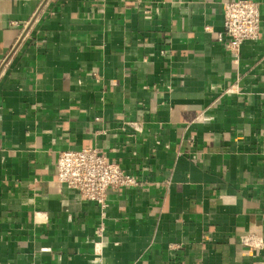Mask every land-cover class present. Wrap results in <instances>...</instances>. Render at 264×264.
Segmentation results:
<instances>
[{"label": "crops", "instance_id": "crops-1", "mask_svg": "<svg viewBox=\"0 0 264 264\" xmlns=\"http://www.w3.org/2000/svg\"><path fill=\"white\" fill-rule=\"evenodd\" d=\"M227 1L0 0V264H264V0L238 64ZM92 147L143 182L103 214L56 180Z\"/></svg>", "mask_w": 264, "mask_h": 264}, {"label": "built area", "instance_id": "built-area-1", "mask_svg": "<svg viewBox=\"0 0 264 264\" xmlns=\"http://www.w3.org/2000/svg\"><path fill=\"white\" fill-rule=\"evenodd\" d=\"M223 30L218 35L233 64L240 60L241 46L258 40L260 36L261 15L259 3L256 0H233L222 4ZM37 16L23 23L22 33L18 43L28 37L32 24ZM8 61L2 64L0 75L4 73ZM237 84L229 87L225 93H238ZM136 131L139 129L134 122H129ZM56 180L76 194L81 202H91L98 205L102 214L107 206L111 191L121 188H136L143 186L136 176L125 172L118 164L112 162L107 154L98 148H82L79 150H64L59 153L55 164ZM101 229L98 230V234ZM243 246L261 248V239L252 235L241 240Z\"/></svg>", "mask_w": 264, "mask_h": 264}]
</instances>
